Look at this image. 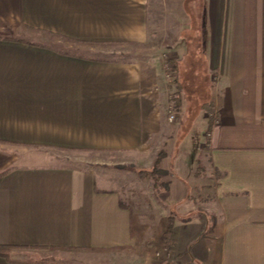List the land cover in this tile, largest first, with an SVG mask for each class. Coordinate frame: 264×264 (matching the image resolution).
<instances>
[{
    "label": "crops",
    "instance_id": "crops-1",
    "mask_svg": "<svg viewBox=\"0 0 264 264\" xmlns=\"http://www.w3.org/2000/svg\"><path fill=\"white\" fill-rule=\"evenodd\" d=\"M150 1L0 0V245L18 260L0 264L126 250L117 264H264V0ZM159 8L174 28L160 54L214 82L193 115L181 98L173 127L158 48L131 60L79 50L141 52L155 44ZM160 151L168 247L162 232L146 245L120 175L139 177Z\"/></svg>",
    "mask_w": 264,
    "mask_h": 264
},
{
    "label": "rangeland",
    "instance_id": "rangeland-1",
    "mask_svg": "<svg viewBox=\"0 0 264 264\" xmlns=\"http://www.w3.org/2000/svg\"><path fill=\"white\" fill-rule=\"evenodd\" d=\"M162 1L163 0L158 1L160 7H162L163 5ZM150 2L152 3V0ZM150 8L151 10H153V7H150ZM159 12H160L159 22L155 23L156 29L154 30L155 40L153 39V41L155 44L152 45L151 43V45L148 46V48L144 46V48L141 49L142 50L141 52L122 53L123 52L121 50L122 48L120 49L119 47H115L112 45H108L106 47H100V48H98V46H92L94 50H87V48L90 47L88 44L87 45L80 44L81 46H86V47L85 49H79V50H85L84 52L92 57H100V58L110 59V60H131L135 58L152 57L150 56V53L148 51H151L152 50L151 48H154V49L158 48L156 49V53H158L157 56H158V59L160 60V65H162L163 71H164V72L163 71L161 72V76H162V79L165 80V83H166V85H164L166 86L164 89L166 93L165 95L166 97L170 98V100L168 98L169 107L167 109V116L170 113L174 114L173 120L170 121L171 123H169V125L173 127L174 126L173 123L177 121L178 115L180 112V110L179 111L176 110L173 106L174 93H175V90L178 89V85H179L178 82H176V79L177 81H179L180 87H181L180 97L187 100L188 109H189V112L187 113V115H193L194 113L198 112V109H199L198 104L201 103L203 99H206L210 96V92L213 89L214 82L210 79V75L207 71L198 72V69L195 68L197 66L193 67L192 65H189V64H180L178 66V69L181 71L179 72L177 71V73L176 72L174 73L171 70L172 69V66H171L172 58L167 55L160 54V53L167 52L166 48H165L166 50L162 49V45L164 43H168L172 41L171 39H168L169 38L168 36L172 35V33L170 32H171V29L173 30L174 28H173V24H164L162 22V9L161 8H159ZM156 19H158V15L156 16ZM58 40H60V42L57 43L55 46L62 47V46L68 45L67 40H64V39H58ZM75 44L76 43L72 45L74 46ZM118 48L121 51H119ZM189 57H190V54H189ZM192 68H195V69H192ZM174 77L176 78L175 81H174ZM169 91L171 93H168ZM180 116H182V114H180ZM204 122H205L204 119L197 118L196 120L197 128L200 127V125H203ZM203 127H205V124ZM206 140L207 139L204 136V131H203L202 141L206 142ZM53 155L55 157V160H58L59 164L62 163L64 165L67 164L71 166H79L80 164L83 165L81 161H78L76 158L71 156L68 152L53 151ZM116 167H120L125 170L130 168L129 165L127 167L125 165H117ZM153 168L154 166H152V168H149V169H153ZM158 168L162 169L160 168L159 165H158ZM132 170L133 169L129 170L128 173L126 172L121 173L119 171L121 173L120 175H123L124 177L126 176V174L127 175L129 174L128 175L129 179H127V184L123 188L124 190H126L124 193V196L126 195L128 196L127 198H125V201L130 205L134 218L136 214L139 212L138 215H139L140 229L141 230L143 229L146 235V239L148 240L146 245H150V244L154 245L157 242L159 243V236L162 232L163 227L167 223V222L165 223V219L164 220L162 219L167 212L166 210H163L164 209L163 201L160 198L161 197L160 193L162 192L164 188L162 186V187H159L158 189H155L152 184V179L149 178V179H145L141 181L139 177L136 176L134 172L135 170L133 171ZM166 179H168L167 173L162 174L159 177V180L163 183H167L165 181ZM130 195H133L132 197H135V196L136 197L134 199H131L132 197ZM136 206L139 209H137ZM144 249L145 250L142 249L143 252H146V247ZM88 259L89 260H86L84 264H117L118 262H121V261L130 262V260L132 259V256H131V251L126 250L123 252L122 257H119V255L117 256V254H114V253H110V254L106 253V254H94V255H91L90 258Z\"/></svg>",
    "mask_w": 264,
    "mask_h": 264
},
{
    "label": "trees",
    "instance_id": "trees-1",
    "mask_svg": "<svg viewBox=\"0 0 264 264\" xmlns=\"http://www.w3.org/2000/svg\"><path fill=\"white\" fill-rule=\"evenodd\" d=\"M174 73L177 71L179 72V69L177 68L176 64L172 65V69H171ZM175 77H174V81H175ZM178 82V89L175 90L174 93V102H173V106L176 110H180V93H181V87H180V83ZM211 110V109H210ZM164 152L160 151L156 157V161H155V165L153 169H139L138 170V176L141 180H145V179H152V184L154 186L155 189H158L159 187L166 188L167 187V183H163L159 180L160 175L162 174H166L168 173L166 170L163 169H159L158 168V163L161 160V158L163 157ZM7 171H1L0 172V176H3L4 174H6ZM169 223L167 225V227L165 228V230L162 232L161 236H160V241L163 247H168L170 245V242L168 240V237L170 235V231H171V218L169 217ZM15 246H11V245H0V256L6 258L9 261H18L15 259L11 258V251L13 250Z\"/></svg>",
    "mask_w": 264,
    "mask_h": 264
},
{
    "label": "built area",
    "instance_id": "built-area-1",
    "mask_svg": "<svg viewBox=\"0 0 264 264\" xmlns=\"http://www.w3.org/2000/svg\"><path fill=\"white\" fill-rule=\"evenodd\" d=\"M173 118H174V114L170 113V114L168 115V120H169V121H172Z\"/></svg>",
    "mask_w": 264,
    "mask_h": 264
}]
</instances>
